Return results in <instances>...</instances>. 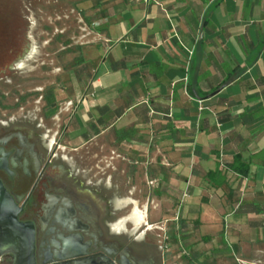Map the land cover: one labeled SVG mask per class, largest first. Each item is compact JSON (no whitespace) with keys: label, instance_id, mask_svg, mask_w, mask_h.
<instances>
[{"label":"crops","instance_id":"obj_1","mask_svg":"<svg viewBox=\"0 0 264 264\" xmlns=\"http://www.w3.org/2000/svg\"><path fill=\"white\" fill-rule=\"evenodd\" d=\"M102 19L68 142L133 172L120 206L138 209L142 172L162 180L153 202L188 263L264 264V0H111Z\"/></svg>","mask_w":264,"mask_h":264},{"label":"flooded vegetation","instance_id":"obj_2","mask_svg":"<svg viewBox=\"0 0 264 264\" xmlns=\"http://www.w3.org/2000/svg\"><path fill=\"white\" fill-rule=\"evenodd\" d=\"M96 30L99 36V24ZM28 38L31 40L30 35ZM82 44L78 46L76 74L84 72L87 66ZM33 46L30 41L22 51L16 50L18 55L11 61L6 57L9 48L3 47L1 82L9 81L11 71L26 67ZM72 47L73 44H67L63 49ZM14 51L12 48L11 52ZM22 62L24 66H20ZM45 91L42 97L47 106L40 119H0V180L20 208L19 219L34 226L37 264H75L76 256L82 258L83 264H168L165 238L161 241L152 234L156 226L148 222L149 214H145V221L137 228L130 220L119 228L113 225L132 213L133 203L120 206L118 200L129 197L133 172H101L97 164L89 167L84 155L62 147L68 132L59 137L56 133L52 139L45 121L58 107L54 90ZM61 91L69 97L68 87ZM82 100L83 96L76 106L71 105L67 130ZM142 173L147 176L142 181L146 192L139 194L138 209L146 207L148 212L151 203L163 215L164 204L153 202V197H163L162 180L155 184L149 178L151 172ZM0 264H16L14 254L3 255Z\"/></svg>","mask_w":264,"mask_h":264},{"label":"rangeland","instance_id":"obj_3","mask_svg":"<svg viewBox=\"0 0 264 264\" xmlns=\"http://www.w3.org/2000/svg\"><path fill=\"white\" fill-rule=\"evenodd\" d=\"M110 3L111 0H0V32L6 30V33H0V61L4 58L3 47L9 48L10 53L6 57L11 61L18 55L16 50L22 51L21 48L30 41L35 45L26 61V67L11 71L8 82L0 81L1 120L24 117L40 119L47 106L42 95L50 88L56 94L58 108L53 115L46 117V128L51 130L52 139L56 133L58 137L65 132L67 134L65 124L70 108L66 109L68 97L61 89L69 88L76 81L78 46L83 43L87 47L97 42L99 36L96 28L103 20ZM67 44H73L72 49H63ZM12 48L15 49L14 52H11ZM87 72L83 76L81 87L88 82ZM64 139L66 142L62 141L61 145L66 147V151L87 154L81 140L72 143L71 140L68 142L69 138ZM77 146L78 151L72 150ZM97 150L95 145L90 154L93 155ZM94 160L95 157L87 162L94 164ZM143 203L146 205L147 199ZM163 204L165 207V200ZM152 206L150 203L148 212L146 207L141 208V211L149 214L148 222L156 226L151 230L152 234L161 241L165 238L167 244L172 241L170 233L175 225L172 221L166 225L165 218L168 214L164 212L162 215ZM170 248L167 253L168 264H190L177 242L172 241ZM205 262L212 261L206 259Z\"/></svg>","mask_w":264,"mask_h":264},{"label":"water","instance_id":"obj_4","mask_svg":"<svg viewBox=\"0 0 264 264\" xmlns=\"http://www.w3.org/2000/svg\"><path fill=\"white\" fill-rule=\"evenodd\" d=\"M19 206L0 180V261L6 253L14 254L16 264H37L35 229L31 222L19 219ZM75 264H83L76 256Z\"/></svg>","mask_w":264,"mask_h":264},{"label":"bare ground","instance_id":"obj_5","mask_svg":"<svg viewBox=\"0 0 264 264\" xmlns=\"http://www.w3.org/2000/svg\"><path fill=\"white\" fill-rule=\"evenodd\" d=\"M20 66H23V62L20 64ZM127 220H130L134 224L135 228H137L145 221V213L144 211H141L139 209H134L133 212L127 218H123L113 225L115 228H119L120 226H124V223Z\"/></svg>","mask_w":264,"mask_h":264},{"label":"trees","instance_id":"obj_6","mask_svg":"<svg viewBox=\"0 0 264 264\" xmlns=\"http://www.w3.org/2000/svg\"><path fill=\"white\" fill-rule=\"evenodd\" d=\"M242 165H243V164L240 163V156L237 155L236 158H235L234 163L232 164V168H233L235 171H237V172H242V168H241Z\"/></svg>","mask_w":264,"mask_h":264},{"label":"built area","instance_id":"obj_7","mask_svg":"<svg viewBox=\"0 0 264 264\" xmlns=\"http://www.w3.org/2000/svg\"><path fill=\"white\" fill-rule=\"evenodd\" d=\"M203 108V106H201L200 107V109H202ZM187 195V193L185 192L184 194H183V197H185Z\"/></svg>","mask_w":264,"mask_h":264}]
</instances>
